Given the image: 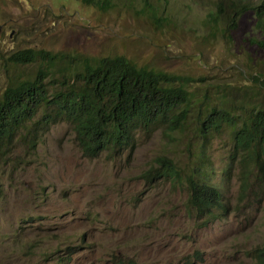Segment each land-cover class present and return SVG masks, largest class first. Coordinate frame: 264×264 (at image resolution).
Masks as SVG:
<instances>
[{
    "label": "rangeland",
    "instance_id": "374dc122",
    "mask_svg": "<svg viewBox=\"0 0 264 264\" xmlns=\"http://www.w3.org/2000/svg\"><path fill=\"white\" fill-rule=\"evenodd\" d=\"M130 1L127 9L100 10L77 0H0V54L27 46L123 54L196 79L186 86L192 110L210 104L222 85L247 100L264 93V84L252 80L264 79V50L257 43L264 28L256 27L250 10L234 26L218 23L211 35L204 17L214 0H168L160 27L133 9L141 0ZM40 61L17 66L32 73ZM2 66L0 92L18 70ZM190 127L192 120L168 133L138 136L128 156L82 155L64 121L38 134L33 147L15 145L14 163L0 166V264H250L245 250L264 243V200L238 198L236 169L223 177L224 133L213 137L199 161L200 138ZM159 154L174 161L175 181L150 184L139 176ZM189 173L205 174L222 191L229 205L224 218L196 227L182 180ZM195 249L202 259L187 263Z\"/></svg>",
    "mask_w": 264,
    "mask_h": 264
},
{
    "label": "trees",
    "instance_id": "16d2710c",
    "mask_svg": "<svg viewBox=\"0 0 264 264\" xmlns=\"http://www.w3.org/2000/svg\"><path fill=\"white\" fill-rule=\"evenodd\" d=\"M77 1L100 10L132 7L130 0H120L118 4L113 0ZM167 1L141 0L140 7L133 9L145 12L160 27L167 21ZM58 4L65 8L63 2ZM247 9L253 14L256 27L264 28V0H214L204 17L208 33L213 35L217 24L224 20L234 26ZM257 43L264 50V37ZM36 59L41 61L32 73H20L18 66ZM1 63L4 70H18L0 92V166L14 163L15 145L24 142L21 148L33 147L38 134L59 121L70 125L82 155L94 157L104 151L113 157L124 151L128 156L138 136L156 129L168 133L192 120L195 128L190 130L200 138L199 161L213 137L224 133L228 146L223 177L228 178L236 169L238 198H248L249 204L264 200V93L247 100L237 94V88L222 85L220 90L224 91L215 89L210 104L192 110L188 107L191 98L186 86L196 79L137 64L123 54L90 56L27 46L1 53ZM53 70L57 75H53ZM202 78L197 80L202 82ZM252 80L258 81V87L264 84V79L259 81L257 76ZM153 161L139 174L144 181L152 184L176 180L178 171L171 158L159 154ZM182 180L188 191L187 209L194 216L196 227L225 217L229 205L205 174L193 177L189 173ZM245 255L250 264H264V243L246 249ZM201 259V252L195 249L185 261Z\"/></svg>",
    "mask_w": 264,
    "mask_h": 264
},
{
    "label": "clouds",
    "instance_id": "9594fccd",
    "mask_svg": "<svg viewBox=\"0 0 264 264\" xmlns=\"http://www.w3.org/2000/svg\"><path fill=\"white\" fill-rule=\"evenodd\" d=\"M223 23H224V21H223ZM220 24L222 25V23L220 22ZM229 25V24H228Z\"/></svg>",
    "mask_w": 264,
    "mask_h": 264
}]
</instances>
